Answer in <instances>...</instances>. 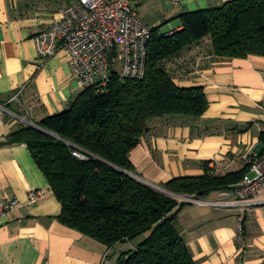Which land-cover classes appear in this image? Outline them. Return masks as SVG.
Returning <instances> with one entry per match:
<instances>
[{"label": "crops", "instance_id": "1", "mask_svg": "<svg viewBox=\"0 0 264 264\" xmlns=\"http://www.w3.org/2000/svg\"><path fill=\"white\" fill-rule=\"evenodd\" d=\"M229 1L139 0L136 7L147 25L164 32L169 24L179 29L176 18L184 13ZM69 2L0 0V106L9 111L0 118V142L23 119L37 125L67 111L83 92L67 53L42 61L35 41ZM210 44L205 39L168 64L177 85L204 88L209 108L198 119L179 115L149 122V133L130 155L133 176L149 186L202 176L206 163L213 175L225 176L248 166L254 154H264V57L218 58ZM33 189L50 193L30 205ZM0 198L21 204L0 218V264H117L122 252L134 248L130 242L108 248L63 225L57 219L62 204L25 144L0 146ZM198 200L176 223L196 264H264L263 205L240 204L233 191Z\"/></svg>", "mask_w": 264, "mask_h": 264}, {"label": "trees", "instance_id": "2", "mask_svg": "<svg viewBox=\"0 0 264 264\" xmlns=\"http://www.w3.org/2000/svg\"><path fill=\"white\" fill-rule=\"evenodd\" d=\"M176 20L179 29L172 35L153 29L144 79L114 73L107 89L87 88L67 111L37 127L21 122L0 142L28 146L62 204L57 219L63 225L108 248L134 244L117 264H196L176 227L191 203L130 175V155L149 133L150 121L179 115L198 119L209 108L204 88L177 85L169 62L205 39L218 58L264 57V0H231ZM249 170L250 165L216 176L206 163L204 175L176 178L162 187L174 195L208 198L235 190Z\"/></svg>", "mask_w": 264, "mask_h": 264}, {"label": "built area", "instance_id": "3", "mask_svg": "<svg viewBox=\"0 0 264 264\" xmlns=\"http://www.w3.org/2000/svg\"><path fill=\"white\" fill-rule=\"evenodd\" d=\"M139 0H70L59 18L36 38L39 58L46 61L65 51L79 89H107L114 73L123 79L146 76L148 46L153 29L138 13ZM174 29L169 31L172 35ZM17 94L12 102L18 101ZM9 111L0 106V118ZM34 127L36 124L22 120ZM264 122V116H263ZM250 170L233 192L241 203L264 206V154H254ZM47 189L30 190L28 203H39ZM201 203L198 199L188 201ZM213 206L235 207L237 203L209 202ZM21 206L14 198H0V218Z\"/></svg>", "mask_w": 264, "mask_h": 264}, {"label": "water", "instance_id": "4", "mask_svg": "<svg viewBox=\"0 0 264 264\" xmlns=\"http://www.w3.org/2000/svg\"><path fill=\"white\" fill-rule=\"evenodd\" d=\"M129 174H130V173H129ZM130 175L133 176V174H130ZM133 177L136 178L135 176H133ZM137 179H138V178H137ZM146 185H148V184H146ZM148 186H149V185H148ZM151 187L155 188L156 190H158V191H160V192H162V193H165V194H168V195L174 196V197H176L177 199L181 200L182 202H188V201H190V200H192V199H195V198H191V197H187V196L174 195V194L168 192L167 190H165L163 187H160V186H151Z\"/></svg>", "mask_w": 264, "mask_h": 264}, {"label": "rangeland", "instance_id": "5", "mask_svg": "<svg viewBox=\"0 0 264 264\" xmlns=\"http://www.w3.org/2000/svg\"><path fill=\"white\" fill-rule=\"evenodd\" d=\"M176 26V25H175ZM165 28H163L164 30V32H168L170 29H172L171 28V25L169 24V26L167 27V26H164ZM28 120H30L29 119V117H28ZM24 122V121H23ZM26 123V122H25ZM147 237V235H144V236H141L136 242L137 243H140V242H142L145 238Z\"/></svg>", "mask_w": 264, "mask_h": 264}]
</instances>
